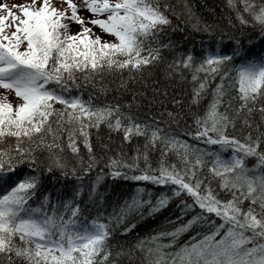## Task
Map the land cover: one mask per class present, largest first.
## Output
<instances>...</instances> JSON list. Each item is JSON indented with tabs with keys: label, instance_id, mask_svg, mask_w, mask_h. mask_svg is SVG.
I'll use <instances>...</instances> for the list:
<instances>
[{
	"label": "snow or ice",
	"instance_id": "obj_1",
	"mask_svg": "<svg viewBox=\"0 0 264 264\" xmlns=\"http://www.w3.org/2000/svg\"><path fill=\"white\" fill-rule=\"evenodd\" d=\"M225 6L238 36L215 35L217 26L201 25L187 0L179 12L161 0L0 3V264H120L124 252L111 243L117 226L129 232L136 215L174 201L171 230L137 241L141 264H264V52L249 58L255 43L244 32L264 41V0ZM173 15L207 34L199 51H176L166 36ZM161 62L168 79L191 84L187 112L173 98L177 110L160 114L167 127L137 113L145 93L103 103L81 94V80L107 92L106 76L118 93L129 83L147 89L146 71ZM185 119L182 138L175 129ZM48 177L52 190L44 191ZM118 178L135 187L107 216L89 219L85 181L88 200L103 203L102 182Z\"/></svg>",
	"mask_w": 264,
	"mask_h": 264
},
{
	"label": "trees",
	"instance_id": "obj_2",
	"mask_svg": "<svg viewBox=\"0 0 264 264\" xmlns=\"http://www.w3.org/2000/svg\"><path fill=\"white\" fill-rule=\"evenodd\" d=\"M168 2L173 5H177V12L180 11V6L183 4V0H161V3ZM191 7L192 14L195 17L200 19L201 25L207 23L217 26V32L215 35H219L221 31H226L230 35H239V25L236 24V21L233 19V24L236 25L235 28L229 27L226 17L230 15L229 10L225 6V0H187ZM174 28L170 29L166 36L168 39L172 40L176 45V51H182L186 48L192 47L197 49L201 48V41L206 38V33L202 31H197L192 27V22H189L180 16L179 19L177 16L173 15L172 17ZM178 26V27H176ZM183 29V30H180ZM247 39L254 40L255 46L252 47L249 51V56L253 54L260 53L264 50V41L258 40V34L256 36L251 34L250 29H244ZM167 42V41H165ZM246 49L248 46H245ZM166 60H170L171 56L167 50L163 53ZM239 60H236L238 63ZM151 74V79L147 80L148 84L147 89L144 88L143 84L137 82L135 84L129 83L127 90L121 89L120 92H116V84L110 83L115 78L111 76H106L104 78V83L108 85V90L104 94L99 92L98 88L93 87V82L86 83L83 80L80 81L81 84V94L85 99L88 98L89 94H92L94 97H98V101L103 103L107 101H113L115 99L128 100L131 99V93L133 91L137 93H145L144 97L140 98V107L136 109L137 113L142 118L157 117L162 120V127H167L166 115L160 116L161 113H166V111H176L177 108L173 105V98L182 99L183 103L180 105V108L185 112L188 111V108L185 107L188 102V94L191 91V84L187 81H178L176 79H168L165 75V63L161 62L155 65L153 68L148 69L145 73L147 76ZM127 77V73L124 74ZM118 82V80H117ZM154 88H159V95L154 96ZM165 91L167 95H165ZM210 97H205L203 103L206 104ZM258 122V116H257ZM190 120H183L179 128L175 130L182 134L185 130L187 124H190ZM264 130V129H262ZM241 132L239 124L236 127V134ZM107 130L101 127L100 136L107 137ZM94 143L96 142L95 137L93 138ZM114 144L113 147H116L120 143L118 136H113ZM143 143V141H138ZM201 147H206L201 144ZM132 145H127L125 151L131 155ZM208 150H213L214 146H207ZM159 157V149L151 155L153 166H155V161ZM255 163L254 158H249L248 166L251 167ZM103 183V187L99 188V191L104 195L103 203H93L88 200L87 189L88 184L85 181V193L83 194V202L87 204L84 214L91 219L93 216H96L98 213H103L105 216L108 215L113 209L114 206L123 202V198L128 195L135 184L132 181H126L123 178H118L116 180H107ZM52 181L51 177L44 183V191L52 190ZM152 187L151 185H148ZM56 188H60L61 184L57 183ZM39 198V193H37V199ZM98 199V198H97ZM179 201L171 202L166 208L161 209L158 213L152 215H136L134 217L135 227L132 228L129 232H123L122 229L117 226L111 243L113 245L114 251L123 250L124 255L120 258V264H141L142 254L138 249H135L137 241L143 239L145 236H151L157 231H170L171 225L170 221L175 219V216L179 215L177 205ZM83 206V203H82ZM145 209V213H146ZM131 222V220H130ZM196 232L206 231V228L197 226L195 229ZM193 235L192 231L181 234L177 237V244H184L188 241L189 236ZM166 242V240H165ZM171 250V249H169Z\"/></svg>",
	"mask_w": 264,
	"mask_h": 264
},
{
	"label": "rangeland",
	"instance_id": "obj_3",
	"mask_svg": "<svg viewBox=\"0 0 264 264\" xmlns=\"http://www.w3.org/2000/svg\"><path fill=\"white\" fill-rule=\"evenodd\" d=\"M23 2H25V0H0V3H5V4L9 5V6H12V5H15V4H19V3H23ZM73 2L77 3V4H80L81 0H73ZM53 3L56 4L57 6L66 7V0H53ZM13 10H15V9H13ZM80 14L82 16H84L85 18H87L88 15H89L86 11H83V10H81ZM78 29H79V25L78 24L73 23L71 25V31L74 32V31H76ZM94 31L100 32V29L99 28H95ZM108 38H110V37H108ZM14 99H15L14 95L9 96V100H14Z\"/></svg>",
	"mask_w": 264,
	"mask_h": 264
}]
</instances>
